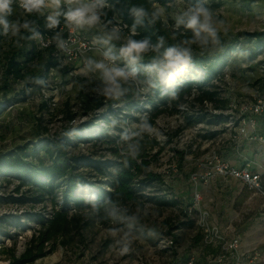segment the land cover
I'll return each mask as SVG.
<instances>
[{"label":"rangeland","instance_id":"rangeland-1","mask_svg":"<svg viewBox=\"0 0 264 264\" xmlns=\"http://www.w3.org/2000/svg\"><path fill=\"white\" fill-rule=\"evenodd\" d=\"M169 6L171 9L168 12L172 14L184 10L188 5L184 0H171ZM208 6L214 15L225 21L226 33L264 30V0H208ZM79 32L92 42L97 36L95 30ZM11 39L4 36L0 42V153L26 143L29 146L38 144L39 140L46 137L66 135L72 140L70 132L79 129L80 123L91 116V112L80 114V104L85 94L98 95L91 90L98 81L93 79L87 83L86 78L78 74L80 60L99 58V53L97 50L85 51L75 61L60 65L59 69H51L47 79L48 88L39 90L24 86L30 74L37 69L35 62L30 64L25 80L9 78L7 85H4L2 64ZM115 44L118 49L120 42ZM245 49L248 52L246 57L234 55L237 50ZM227 59L219 77L212 80L219 95L229 98L231 102V106L221 112V120L213 116L220 111L213 109L210 102L194 99L198 94L194 91L172 113L165 111L154 121V134L148 137L157 144L146 146V158L149 160L147 169L163 173L170 167L177 168V172L166 179L168 185L152 182L142 191V196L122 205L107 223L96 220L84 225L79 232L73 230L69 237H58L51 253L28 264H171L172 260L187 253L193 252L196 256L193 239L199 209L203 208L208 211L209 221L219 225L228 234L238 233L243 249L255 247L264 252V194L230 177L216 175L206 183L196 184L189 179L191 173L203 171L201 163L213 152L234 166L248 167L261 176L264 174V145L261 151L257 148L256 140L232 137L243 114L241 107L254 100L259 92L257 79L264 73V48H255L251 42H241L231 58ZM81 84L85 85L83 89L79 87ZM131 98L138 104L130 111H126V108L133 101H129L126 106L122 102H117L118 106L112 104L110 109L114 114L106 112V102L95 110H104L108 118V122L99 123L103 125V133L108 134L106 126L113 118L131 124L138 123L142 115H147V111H144V108H150L147 99H136L133 94ZM42 102H46V107L41 106ZM66 102L71 110L78 112L70 120L65 117ZM199 108V112L205 115L204 120L188 125L187 116L196 113L195 110ZM115 131L116 135L109 134L115 138L113 143L100 139L76 142L67 148L71 153H87L95 158L119 161L123 147L119 133L123 129L117 127ZM243 142L247 144L243 145ZM108 178L102 177L103 180ZM17 185L18 181L11 176L0 173V264H7V254L3 252L5 247L14 248L19 254L36 233L38 224L35 219L27 220L28 213L41 212L47 215L53 207L47 198L38 203L31 201L27 187ZM195 191L200 192L201 205L194 207L191 213L194 223L182 224L188 218L184 213V205ZM11 196H23L25 201L14 202ZM173 196L177 199L175 204L160 201L161 198L171 200ZM56 200L55 208H58L62 199L58 196ZM72 211L70 207L69 213ZM88 214L83 212L80 221L90 220ZM152 227L158 230L152 240L141 237L143 230ZM168 229L170 234L166 233ZM113 230L119 235L114 236ZM124 232L131 233L132 242L127 252H122V244L118 243ZM172 234L177 235V238L170 244Z\"/></svg>","mask_w":264,"mask_h":264},{"label":"trees","instance_id":"trees-1","mask_svg":"<svg viewBox=\"0 0 264 264\" xmlns=\"http://www.w3.org/2000/svg\"><path fill=\"white\" fill-rule=\"evenodd\" d=\"M171 0H109V3L114 5V11H108V18H112L115 14L119 16L122 35L130 34V26L133 23V18L129 14V8L132 5H144L151 8L152 4L158 3L165 6L167 10L171 9L169 2ZM187 5L194 0H184ZM37 21L38 30L42 35L50 38L54 35L53 30H48L44 26V19L36 16L31 17ZM63 22V21H62ZM127 25V27H124ZM173 29L170 25L165 27L161 24L149 27L147 24L138 28L136 39L151 37L153 43L156 42L159 36L166 38V46L175 43L172 39ZM190 35V32L187 33ZM64 37L66 32L63 33ZM4 36L0 35V42ZM177 33V40L180 39ZM223 50L201 51L195 49L194 66L189 68L188 72L177 79L173 88L179 92L178 98L170 99L168 95H162L163 92H170L171 88H166L160 85L154 90V95H150L146 102L150 108H144L147 111V117L154 124L155 119L161 113L167 111L172 113L176 107L189 97L194 91L198 94L194 97L199 102L208 101L213 109L219 110V113H214L213 116L217 119H222V111L231 106L229 98L219 95V91L215 88L213 79L219 77L222 67L227 64L228 57L231 58L232 53L239 47L241 42H251L255 48H264V30L261 31H238L235 34L226 33L221 36ZM152 58L149 54L145 57L141 64H147ZM37 64V69L31 73L25 81V87H36L39 90L48 88L47 79L50 70L59 69L63 62V54L58 50L54 43H51L46 48H40L35 41L23 40L18 46L15 43V38L11 39L8 46V51L5 54L4 66V85H7L9 78L12 80H25L27 70L31 63ZM199 77L201 79L199 80ZM42 79L44 84L36 83V80ZM259 84V92L257 96L264 95V73L257 79ZM132 93L126 96L122 105L126 106L129 101H133ZM106 102V112L114 114L110 109L111 105L117 102L110 100L104 101V98L97 95L93 96L85 94V98L80 104L83 115L91 112L88 120L80 123L79 129L75 128L72 133V140H69L66 135L61 137H46L39 140L38 144H23L13 147L7 151L0 153V173L9 175L11 178L18 181L19 186H26L30 192L29 199L35 203L42 202L46 198L53 203L52 210L47 215L41 212H29L27 220L35 219L38 224V229L32 235L28 245L22 252L16 254L14 248L5 247L3 252L7 254V264H28L34 262L54 250L55 241L58 237H69L73 230L79 232L84 225L99 221L102 224L110 221L114 215H111V206H106L105 201L111 200L119 207L115 211L118 212L120 207L128 202H133L138 196H142V191L152 182H157L162 186L168 185V182L162 173L152 172L147 169L149 160L146 158V146H154L157 142L153 138L145 135L140 140V156L137 160H128L124 163V157L119 161L109 160L108 158H95L87 153H71L68 150V145H74L76 142H88L91 140H104L106 143H113L115 138L109 134L103 133V125L99 123L108 122L104 110L96 112ZM138 103L131 102L130 107L126 111L134 109ZM0 104V111L2 109ZM41 106L46 107V102H42ZM95 111V112H94ZM196 113L187 116L188 125L204 120L205 115L199 109ZM78 114L77 111L71 110L68 102L65 103V117L70 120ZM245 114H242V117ZM139 119V118H137ZM241 119V118H240ZM211 123L210 120H208ZM238 126V124H237ZM236 126V127H237ZM236 131V128L234 132ZM35 132V134H37ZM213 135V133H211ZM107 137V138H106ZM42 153V154H40ZM114 166V169L112 167ZM260 176V193L264 194V174ZM100 177V178H97ZM102 177H109L103 180ZM245 186V185H244ZM247 187V186H246ZM95 195L97 197L96 206L87 202V198ZM62 199L60 207L55 208L57 197ZM14 202H24L23 196H11ZM171 200L160 199L162 203L175 204V197ZM70 207L73 209L69 213ZM191 199L184 205L186 221L181 222L193 225ZM195 209V208H194ZM83 212H89L90 220L80 221ZM114 213V214H115ZM0 219V225H1ZM18 221V219H16ZM167 234L171 231L168 229ZM158 230L155 227L147 228L141 233V237L152 240ZM177 235H171V240L176 241ZM202 233L198 228L194 235V245L197 250L198 264H207L206 258L213 257L217 252L215 246L203 245L201 242ZM262 253H264L261 250ZM193 253V252H191ZM188 254V253H187ZM186 254V255H187ZM186 255L180 256L178 259L172 260L171 264H182L185 261Z\"/></svg>","mask_w":264,"mask_h":264},{"label":"clouds","instance_id":"clouds-1","mask_svg":"<svg viewBox=\"0 0 264 264\" xmlns=\"http://www.w3.org/2000/svg\"><path fill=\"white\" fill-rule=\"evenodd\" d=\"M114 7L109 0H0V35L15 38L18 46L23 40L35 41L42 46L54 43L58 50L71 55L70 42L63 35L64 29L73 32L95 30L97 36L92 47L96 48L99 58L84 59L78 74L85 77L87 83L97 80V86L91 90L113 102L123 101L130 93L136 99H147L154 95V90L160 85L172 89L162 95L176 99L179 92L173 86L178 78L183 77L194 66L195 49L223 50L221 36L227 32L225 21L214 15L208 6V0H194L184 10L172 14L165 6L155 2L150 9L142 4L132 5L129 14L133 23L127 36L122 35L119 16L114 14L112 18H108V11H114ZM33 16L43 18L45 28L54 31L50 41H46L38 30L37 21L31 18ZM170 21L172 39L176 41L171 45L166 46L164 36H159L155 43L151 37L135 38L138 28L146 24L152 27L159 23L167 27ZM189 32L190 35L187 34ZM177 33L181 37L178 40ZM115 42H120L118 49ZM149 54L152 58L142 65L141 61ZM234 55L243 58L248 52L246 49L237 50ZM36 83L44 84L45 81L38 79ZM79 87L83 89L85 85L81 84ZM114 106L118 105L115 103ZM106 127L110 135L117 134V127L123 129L119 136L125 164L129 159H138L140 140L145 135L152 136L155 131L146 115H142L138 123L131 124L126 120L113 118ZM96 201L95 195L87 198V202L94 207ZM105 205L111 206V215L119 207L111 200H106ZM112 234L119 235L115 230ZM131 242V233L124 232L118 241L122 244L121 251L127 252Z\"/></svg>","mask_w":264,"mask_h":264},{"label":"built area","instance_id":"built-area-1","mask_svg":"<svg viewBox=\"0 0 264 264\" xmlns=\"http://www.w3.org/2000/svg\"><path fill=\"white\" fill-rule=\"evenodd\" d=\"M63 27V22L61 24ZM66 40L70 42L71 55L63 54V64L75 61L82 52L89 50H96L92 47V41L86 35H82L79 31L73 32L67 28L64 29ZM46 41L50 38L43 35ZM38 44V43H37ZM50 44H48L49 46ZM40 48L42 46L38 44ZM98 47V46H97ZM84 59L80 60V68L83 66ZM242 113L245 114L239 120L236 131L233 132V139L242 137L252 139L264 144V133H257L249 131L248 128L255 129L257 118H264V95L256 96L248 104L241 107ZM203 171L201 173L193 172L190 174L189 179L194 183H206L208 179L216 175L223 178L230 177L238 179L249 189L260 192V176L257 172L250 170L248 167H237L230 164L228 161L220 157L219 154L213 152L211 156L201 163ZM177 172V168L170 167L163 171L164 177L167 179ZM192 207H199L201 205L200 192H193L191 197ZM197 226L201 230L203 245L215 246L217 252L213 257H207L205 260L207 264H264V254L255 247L243 249L241 238L238 233H230L222 230L219 225L209 221V214L206 208L199 209ZM172 244V240L169 241ZM185 261L182 264H198L197 258L194 253H188Z\"/></svg>","mask_w":264,"mask_h":264},{"label":"crops","instance_id":"crops-1","mask_svg":"<svg viewBox=\"0 0 264 264\" xmlns=\"http://www.w3.org/2000/svg\"><path fill=\"white\" fill-rule=\"evenodd\" d=\"M248 130L249 131H254V132H257V133H264V118H262V117H258L257 118V124H256V127H255V129L253 130V129H251V128H248ZM252 143V142H251ZM256 143V145H257V148L259 149V150H261L262 151V148H263V143L262 142H255ZM254 143V144H255ZM245 144H247V142H243V145H245ZM256 155V154H255ZM257 156V155H256ZM253 171V170H252ZM219 177H221V176H219ZM235 180H238V179H235ZM239 181V180H238ZM239 182H241V181H239ZM242 183V182H241ZM244 185V184H243Z\"/></svg>","mask_w":264,"mask_h":264}]
</instances>
